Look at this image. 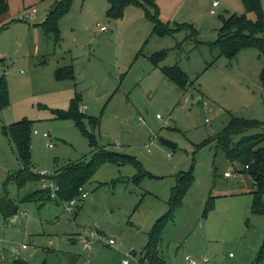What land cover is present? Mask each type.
<instances>
[{
	"label": "rangeland",
	"instance_id": "374dc122",
	"mask_svg": "<svg viewBox=\"0 0 264 264\" xmlns=\"http://www.w3.org/2000/svg\"><path fill=\"white\" fill-rule=\"evenodd\" d=\"M8 1V12L0 16V77L8 90V107L0 111V197L6 191L17 212L6 221L0 214V264L18 258L27 264H140L152 226L170 209L171 188L189 171L192 182L158 232V264H186V257L196 264H252L264 239V215L250 213L252 181L208 140L232 119L264 123L263 56L248 48L229 61L210 46L220 19L244 15L254 23L256 15L241 0H158V19L168 28L177 22L197 31L193 36L182 27L158 36L138 6L125 7L115 19L107 16L108 0H71L57 23L55 44L37 26L51 0ZM213 1L219 6L210 15ZM261 8L264 16V0ZM32 11L34 19H25ZM160 52L163 59L152 64L148 58ZM175 65L186 76L184 89L162 74ZM64 66L74 78L55 80L54 71ZM74 98L85 116L82 127L54 115L67 112ZM87 118L98 119V126L92 128ZM23 119L34 122V174L54 175L89 161L94 148L86 134H93L98 148L127 161L99 164L84 185L89 196L72 215L53 200L25 201L39 182L3 186L20 168L4 128Z\"/></svg>",
	"mask_w": 264,
	"mask_h": 264
},
{
	"label": "trees",
	"instance_id": "16d2710c",
	"mask_svg": "<svg viewBox=\"0 0 264 264\" xmlns=\"http://www.w3.org/2000/svg\"><path fill=\"white\" fill-rule=\"evenodd\" d=\"M110 8L107 11V16L118 19L122 16L123 9L129 5L138 6L143 9L145 17L152 24V34L158 36L172 35L183 28L189 29L194 36L197 31L193 26L188 24H178L176 29H170L158 19V11L155 6V0H108ZM71 0H56L48 10L45 20L38 24L45 36H52L54 43H58V28L59 19L68 11ZM242 5L247 13H254L257 17L256 22H251L244 15L230 16L227 19L221 20V27L218 29L216 40L210 44L219 50L221 56L229 61H232L237 54L244 49L254 48L260 52L264 58V16L261 8V0H241ZM152 7L153 13L148 11L147 7ZM8 12L7 0H0V16ZM164 52L155 53L148 59L157 65L163 59ZM3 60L0 59V64ZM163 76L169 81L174 82L181 88H185L187 80L185 74L175 65L172 68H163ZM53 77L57 81L73 79V70L70 66L57 69ZM261 82L264 84V64L260 73ZM8 107V90L6 78L4 75L0 77V111ZM56 118L70 119L78 127H82V120L85 118L83 112L80 111L78 99L74 98L70 101L67 112L54 111ZM88 123L92 128H96L99 120L96 118H87ZM34 122L23 119L4 128V133L8 135L13 144L16 158L20 164V168L7 176L6 183L13 182L18 189H22L26 184L39 181L37 174L32 172L30 167V134ZM249 130H259L260 133L254 135H243ZM86 133V132H84ZM91 142L94 152L89 161L82 160L60 169L54 173L53 180L59 187L57 204L68 202L75 198L78 194V189L84 185L94 175L97 166L102 162L117 163L119 160L126 162L127 159L122 156L107 153L104 149L97 147L93 134H86ZM241 136L238 140L236 137ZM209 142L215 143V151L217 154H222L230 164L240 166L239 172L249 175L252 181V202L250 213L252 215H264V123H257L254 120L232 119L228 126L216 137L209 139ZM129 160V159H128ZM131 160V159H130ZM193 176L191 171L180 173L177 183L171 188L170 192V209L162 217L156 220L148 234V241L142 250V259L140 264H158L161 260L156 250L157 236L160 228L165 220L170 218L173 208L179 204L184 197ZM4 196L0 197V214L6 221L16 215L17 209L12 201L7 197L6 191ZM35 194V195H34ZM32 196H28L25 201H34L44 199L51 200L47 191L38 190ZM206 210L211 208L212 198L209 197L206 204ZM206 212H204L205 215ZM264 256V239L260 246L259 252L255 261L252 264H259ZM12 264H27L26 261L14 259Z\"/></svg>",
	"mask_w": 264,
	"mask_h": 264
},
{
	"label": "built area",
	"instance_id": "2783aa9c",
	"mask_svg": "<svg viewBox=\"0 0 264 264\" xmlns=\"http://www.w3.org/2000/svg\"><path fill=\"white\" fill-rule=\"evenodd\" d=\"M218 7V2L217 1H213L211 3V9L209 10V14L210 15H215V8ZM36 12L32 11L31 13L27 14L25 16V19H31L33 20L35 17ZM104 27H102L100 29V31H104ZM157 119H160L159 116H157ZM34 134H37V131H33ZM43 138H47V134H42ZM47 147L49 146V143H47L46 145ZM39 178H40V189L47 191L48 196L51 200L55 201V202H59L58 200V192H59V187L56 184V182L53 180L54 175H48L45 172H38L36 173ZM224 177L225 178H230L231 175L229 172H225L224 173ZM89 196V194L84 191V187H81L78 189V194L75 198H73L72 200L68 201V202H63L61 204H63L64 207V212H66L67 214L72 215L73 212L75 211V209L77 208V205L79 202L83 201L84 199H86ZM100 240V239H99ZM108 246H113L114 242L112 240H108L107 243ZM89 247V246H88ZM23 249H25V246H22ZM229 257H231V255H229ZM186 264H196V262H194L193 260H191V258L186 257L185 258ZM203 264H209V260L204 259ZM121 264H128L127 260H124ZM220 264V263H219Z\"/></svg>",
	"mask_w": 264,
	"mask_h": 264
},
{
	"label": "crops",
	"instance_id": "0c3cea01",
	"mask_svg": "<svg viewBox=\"0 0 264 264\" xmlns=\"http://www.w3.org/2000/svg\"><path fill=\"white\" fill-rule=\"evenodd\" d=\"M30 1V2H29ZM28 1V4H32V3H34L35 1H37V0H34V1H32V0H29ZM52 1V5H53V2L54 1H56V0H51ZM146 1H150L151 2V0H146ZM160 1V0H159ZM159 1L158 0H155V6H156V8H157V11H158V6L160 7V9H161V6H160V3H159ZM7 2H8V4H9V1L7 0ZM51 5V6H52ZM50 6V7H51ZM218 6H219V4H218ZM148 8V11L150 12V13H153V9H152V7H147ZM50 9V8H49ZM210 9H211V6H210ZM216 9V8H215ZM144 16H145V14H144ZM146 18V17H145ZM147 19V18H146ZM148 20V19H147ZM160 20V19H159ZM149 21V20H148ZM161 21V20H160ZM150 22V21H149ZM161 22H163V21H161ZM150 24H151V22H150ZM178 24H186V23H177V22H174L173 23V27L172 28H174V29H176V25H178ZM151 27H152V24H151ZM194 27V26H193ZM105 31V30H104ZM151 31H152V29H151ZM64 67H68V66H64ZM60 68H63V67H60ZM57 69H59V68H57ZM56 69V70H57ZM55 70V71H56ZM54 71V72H55ZM54 74V73H53ZM80 111H81V109H80ZM225 173V172H224ZM223 176H224V174H223ZM39 182V185H40V181H38ZM40 190V189H39ZM77 212V211H76ZM74 218L76 217V214H75V216H73ZM97 233H98V230H97ZM91 237H86V240H87V242L89 241V239H90ZM86 242V243H87ZM90 246V245H89ZM133 254H135L134 252L132 253V255ZM136 255V254H135ZM19 259V258H18Z\"/></svg>",
	"mask_w": 264,
	"mask_h": 264
},
{
	"label": "water",
	"instance_id": "95a60500",
	"mask_svg": "<svg viewBox=\"0 0 264 264\" xmlns=\"http://www.w3.org/2000/svg\"><path fill=\"white\" fill-rule=\"evenodd\" d=\"M159 142L162 146H164L170 150H175L177 147V145L175 143L170 142V141L163 139V138H159ZM133 256H135V254H133Z\"/></svg>",
	"mask_w": 264,
	"mask_h": 264
}]
</instances>
